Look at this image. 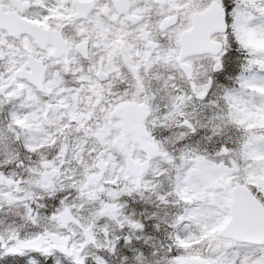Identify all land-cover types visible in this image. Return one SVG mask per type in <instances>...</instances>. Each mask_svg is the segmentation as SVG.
<instances>
[{
	"label": "snow or ice",
	"instance_id": "1",
	"mask_svg": "<svg viewBox=\"0 0 264 264\" xmlns=\"http://www.w3.org/2000/svg\"><path fill=\"white\" fill-rule=\"evenodd\" d=\"M0 264H264V0H0Z\"/></svg>",
	"mask_w": 264,
	"mask_h": 264
}]
</instances>
